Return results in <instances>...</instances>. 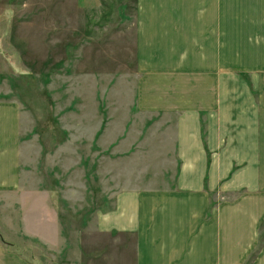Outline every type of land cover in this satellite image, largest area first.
I'll list each match as a JSON object with an SVG mask.
<instances>
[{"label": "crops", "instance_id": "crops-1", "mask_svg": "<svg viewBox=\"0 0 264 264\" xmlns=\"http://www.w3.org/2000/svg\"><path fill=\"white\" fill-rule=\"evenodd\" d=\"M221 1L137 0L132 117L100 139L112 183L98 221L120 264H264V47L228 42ZM17 108L0 100V193L49 196L20 164ZM12 255L0 239V264Z\"/></svg>", "mask_w": 264, "mask_h": 264}, {"label": "rangeland", "instance_id": "rangeland-1", "mask_svg": "<svg viewBox=\"0 0 264 264\" xmlns=\"http://www.w3.org/2000/svg\"><path fill=\"white\" fill-rule=\"evenodd\" d=\"M213 8L225 10L228 42L264 47V0ZM136 12L137 0H0V100L20 112L21 166L51 191L0 193V239L19 264L123 260V242L108 241L98 221L112 183L100 139L115 144L121 116L132 117Z\"/></svg>", "mask_w": 264, "mask_h": 264}]
</instances>
